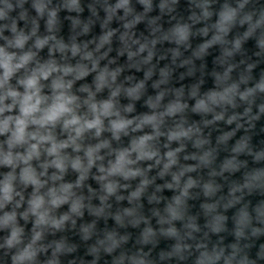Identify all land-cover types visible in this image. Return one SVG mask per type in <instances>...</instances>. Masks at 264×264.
<instances>
[{
    "label": "clouds",
    "instance_id": "obj_1",
    "mask_svg": "<svg viewBox=\"0 0 264 264\" xmlns=\"http://www.w3.org/2000/svg\"><path fill=\"white\" fill-rule=\"evenodd\" d=\"M26 0H0V39L5 41L4 45H0V136L5 139L0 142V167L10 169L9 172L2 174L0 177V230H7L9 235L0 248L16 249L12 255V264H36L38 254L45 249L40 246V242L44 237L46 229L60 230L64 227L73 215H82V210L86 207L85 198L80 196L75 191L82 187L84 181L88 178L90 171L96 167L101 174L95 177L102 187V192L99 198L102 202L107 201L110 197L115 196L118 189L122 187L115 179L122 178L125 181L141 178L140 183L135 191H132L128 197L129 201L139 200L145 193L149 185L154 181L149 179L146 172L137 167L142 161L155 160L157 166L163 165L160 171V177L167 174L172 176V183L166 185L169 189H179V195L173 198V202L169 203L166 208L167 219H161V223L172 225L173 221L184 218V204L189 196V191L197 185V182L191 177L185 181L183 178L187 173L195 171L194 167H181L178 172H172L174 166H177L178 155L184 150L183 141H193V146L202 149L208 143L200 135L199 127H185L181 121L174 128L169 129L166 133L169 144L172 142L181 143V147L167 151L163 156L155 149L153 141L160 136L165 135L161 131L165 118H175L182 114L188 107L187 104L181 102L183 90L176 93V100L169 102L163 107L162 111H156L161 108V103L166 95L165 91H160L157 96L149 97L146 104L154 111L152 114H144L142 116L130 119L127 113H132L134 107L132 104L123 109L117 106V98L123 93L132 100H139L145 89V81L134 84L131 87L124 88L117 84L118 76L121 69L110 70L109 67H100V61L108 56L111 51L101 54L102 50L112 43L115 31L109 28V24L114 18L126 21L123 27L127 30L121 36L120 40L124 44L121 50V55L127 52L129 60L141 56L147 51V56L144 57L142 63L147 65L153 59V49L158 42L152 40L149 43H141L139 40L132 39L130 30L135 25L145 19L147 13L152 11V0H140L144 5L145 13L137 15L130 6L131 0H116L115 4H111L109 0H104L103 9L106 13V19L102 22V28L105 29L104 34L99 37L94 50H89L88 43L83 45L77 43L75 38L69 45L62 40L57 39L54 34L58 23L59 8L50 7V0H33L32 7L35 9L38 17H47L48 35L41 36L39 32V24L36 19L31 21V32H26L18 28V20H28V13L24 10ZM174 3L175 0H172ZM244 4H240L239 8H233L225 5L224 9L219 13V20L212 27L216 34L212 39L199 46L193 55L200 58L206 54L209 47L214 44H225V37L229 33L231 27L237 22L240 16V10L244 8ZM93 16H97L94 6H89ZM161 11H171L169 0H162L159 5ZM202 8V16L200 18L207 19L211 16L208 11V5L205 3L200 5ZM21 9L18 17H13L12 13L16 9ZM63 8L70 12H81L80 0H65ZM120 10L124 11L123 17H118ZM129 17H132L130 20ZM196 20L197 18H193ZM73 28H80L79 35L89 33L93 21L82 23L78 18H73ZM155 24V20L150 22ZM241 25L248 24V30L242 38H237L231 49H224L225 62L227 58L232 57L236 52L241 50L242 42L253 36L257 30L264 29V13L259 15L258 19L253 18L252 14L244 15L239 18ZM5 31L11 32V37L4 36ZM154 32L159 29H153ZM204 36L208 35L209 29L201 30ZM192 35L191 26L188 24H177L170 32L162 37L164 40L174 41L177 45H185ZM131 41V43H129ZM31 42V44H30ZM30 45V46H29ZM137 45L138 48L133 51L132 46ZM45 47L49 49L50 59L41 62L38 59L39 52ZM258 47L264 52V32L258 39ZM59 52L62 56L68 53L71 57H79L80 62L75 65L70 63H59L54 54ZM260 53H258L259 55ZM181 53L178 49L173 51V62ZM190 60H185L183 64H190ZM183 66V65H182ZM254 65H249V72ZM233 66L229 65L223 75L217 74L218 81L223 82L226 86L222 91H210L202 97H198L196 88L191 92V96L196 98L195 106L192 111L198 114H212V120H205V125L213 124L217 121H225L231 125L238 121V115H231L226 118L225 106H236L237 97L239 100L248 104L253 103V98L257 94H264V78L255 84L254 87L240 91L238 83L227 84L230 79V73ZM97 73L95 76V91L88 86H83L79 89L82 93H87V96L82 98L73 92L74 84L86 78L90 73ZM23 73L22 75H20ZM160 79L153 84V87L160 89L161 85L168 83L171 70L164 68L160 70ZM191 74V73H189ZM153 75V69L149 68L146 72L145 80L150 79ZM131 79V78H129ZM15 80V84L12 81ZM248 77L242 76L241 83H247ZM45 82L48 83L50 94H44ZM105 88L110 90V96L106 100H97V94ZM86 109L81 111V109ZM217 108H225V111L217 112ZM251 107L245 110L244 116H250ZM259 112L264 114V104L259 106ZM259 119V116H251V120ZM107 122V123H106ZM146 127L152 129V134L136 136L131 140L130 146L110 152L114 155L113 160L108 161L107 167L102 162L105 157L101 152L106 149H111L109 140L101 139L105 131L111 133L113 140L119 141L122 136H128L131 133H136ZM242 127L237 123V128ZM60 132L64 138L57 135L56 130ZM92 134L99 142L96 144L85 145L83 143L85 137ZM235 135V132H228L218 138V143L225 144ZM167 146V145H166ZM71 149L77 155L71 156L67 150ZM235 154L247 152L253 155L256 161L264 160V151L253 153L249 148V138L244 137L237 142L232 149ZM83 155H79V153ZM213 151H204L202 155L185 156L184 159H193L199 161V166H209L214 160ZM241 164L234 156L232 159L226 160L222 165L221 172L236 171ZM53 169L51 175L49 170ZM71 169L78 173V179L75 184L63 183L65 173ZM217 175L215 171L211 173ZM19 186L23 189L32 188V192L27 198L23 191L19 190ZM128 187V185H123ZM255 187H264V169L255 170L249 173L245 178L243 185H237L232 188V194L242 192L244 189L251 190ZM160 189L157 188V191ZM204 194L210 196L217 190L216 186L209 182L203 185ZM117 199L123 197L117 196ZM151 200H157L153 195ZM238 202V198L229 201L226 207ZM27 208L23 212L18 210L24 204ZM70 205V213L60 217L53 213L62 205ZM11 206V210L9 209ZM89 210L94 215H101L104 208L93 209L89 205ZM206 209H212L214 205H204ZM258 218L264 220V205L256 209ZM159 215V213H156ZM135 209H125L123 215H116L115 219L118 223H122L124 217H133ZM18 217L28 221L29 218H34V228L31 239L28 242L24 240V229L18 223ZM222 216L214 217L210 225L213 232L222 230ZM74 222V221H73ZM134 225L140 223L139 219L132 221ZM250 223L249 213L246 208L241 209L236 232L237 237L242 236L243 229ZM186 228L192 231L199 229L195 223L189 221L185 225ZM92 226H87L82 229L84 239H89ZM260 229H253V235L260 232ZM162 233L169 237L179 236L175 227H169L167 230L162 229ZM155 233L151 228H147L143 232L142 243H149ZM191 236V232L188 233ZM127 237L117 238L115 233H108L105 240L100 241V245L104 251L112 253L117 249ZM200 247H204L200 245ZM234 250H235V246ZM99 249L93 247L91 252L97 253ZM72 251L67 248L63 242L55 244L53 251V259L49 264H59L58 255ZM184 251L181 244H177L172 253L167 255H180ZM235 250L232 256L225 257L224 250L207 251L201 254L198 264H216L222 258L225 264H232L236 259ZM261 257L264 258V251L261 252ZM165 258L164 254L161 256ZM181 258H183L181 256ZM125 259L129 264H147L142 256H121L116 264H124ZM238 264H251L245 256L239 260Z\"/></svg>",
    "mask_w": 264,
    "mask_h": 264
},
{
    "label": "water",
    "instance_id": "obj_2",
    "mask_svg": "<svg viewBox=\"0 0 264 264\" xmlns=\"http://www.w3.org/2000/svg\"><path fill=\"white\" fill-rule=\"evenodd\" d=\"M33 0H26L24 3V10L28 13V20H18V28L31 32L33 19H36L39 24L38 34L41 36L48 35L47 30V17H38L35 9L32 7ZM65 0H50V7L59 8L58 23L54 34L57 39L62 40L66 44H71L73 38L81 45L88 43L89 50H94L96 43L100 36L104 34L105 29L102 28V22L106 19V13L102 7L104 0H80L81 12H70L63 8ZM111 4H115L116 0H109ZM162 0H152V11L147 13L145 19L134 26L130 30L132 39L139 40L141 43H149L152 40H157L153 52V59L150 64H143L144 57L147 56V51L141 56L129 60L127 52L121 55V50L124 44L120 40V36L127 31L123 24L124 20L114 18L109 24V28L115 31L112 43L106 46L101 54L108 51V56L100 61V67H109L110 70L117 68L121 69L118 76L117 84L122 85L124 88L133 86L136 83L145 81V89L143 95L139 100H132L123 93L117 98V106L121 109L132 104L134 110L132 113H127V117L134 119L135 117L144 114H152L153 109L149 108L146 101L149 97H155L160 91H165L166 95L161 103V108L156 111H162L163 107L169 102L176 100V93L183 90L181 102L188 105L182 114L175 118H165L161 131L165 135L160 136L157 140L153 141V145L163 156L167 151L174 150L181 147V143L172 142L169 144L166 133L169 129L174 128L181 121L184 122L185 127H199L200 135L206 139L208 143L202 149L193 146V141H183L184 150L178 155V165L174 166L172 172H178L181 167H194L195 171L187 173L183 178L185 181L191 177L197 182V185L190 189L189 196L186 198L183 212L184 218L181 220L173 221L172 225L161 223V219H167L166 208L169 203L173 202V198L179 195V189L166 187L167 184L172 183V176L170 174L160 177L159 173L162 171L163 165L157 166L155 160L142 161L137 167L143 169L149 179L154 182L148 186L145 193L139 200L130 202L128 197L132 191H135L140 183L141 178L125 181L122 178H115L122 186L118 189L115 196L110 197L107 201L102 202L100 196L104 195L102 192L101 183L95 178L101 175L98 168L94 167L88 178L84 181L82 187L76 189L78 195L85 198L86 207L82 210V215L75 216L65 223L64 227L60 230L46 229L44 237L40 242V246L45 250L38 254L36 264H49L53 259V251L55 244L63 242L67 248L72 251H65L58 255L59 264H116V261L123 255L125 257L142 256L145 258L147 264H198L201 254L205 251L213 253V251L224 250V256H232L235 250L236 259L232 264H238L239 260L247 257L251 264H264V258L261 257V252L264 251V220L258 218L256 209L264 205V187H255L251 190L244 189L242 192L232 194V188L237 185H243L245 178L249 173L258 169H264V160L256 161L253 155L247 152L235 154L232 149L236 146L237 142L244 137L249 138V148L253 153L264 151V114L259 112V106L264 104V94H257L253 98V103L248 104L244 101L236 99V106H225L226 118L231 115H238L240 119L233 124L229 125L225 121H217L213 124L205 125V120H212V114H198L192 111L195 106L196 98L191 96L194 88L198 90V97L204 96L210 91H222L226 86L225 83L217 80L216 75L226 71L229 65L233 66L230 73V79L227 84L238 83L240 91L247 88L254 87L261 78H264V52L258 47V39L264 29L257 30V32L242 42L241 50L236 52L232 57L227 58L225 62L224 49H231L232 43L237 38H242L244 33L248 30V24L241 25L239 18L244 15L252 14L254 20L259 18L261 13H264V0H169L171 11H161L159 5ZM208 5V11L211 16L207 19L200 18L202 16V8L200 5ZM244 4V8L240 10V16L237 22L231 27L229 33L225 37V44H214L208 48L205 55L196 58L193 53L198 50L199 46L211 40L213 35L216 34L215 29L212 27L219 20V13L224 9L225 5L233 8H239L240 4ZM94 6L97 16H93L92 10L89 7ZM130 6L137 15L144 14L145 8L140 0H131ZM21 9L17 8L12 13L13 17H18ZM118 17L124 16V11L120 10L117 14ZM197 18L194 20L193 18ZM73 18H78L82 23H87L89 20L93 21L89 33L79 35L80 28H73ZM132 17H129L130 20ZM155 20V24L150 22ZM3 22H0L2 24ZM177 24H188L191 26L192 35L185 45H177L174 41L164 40L162 37L170 32ZM208 28L207 36L201 32L202 29ZM153 29H159L154 32ZM4 36L11 37V32L5 31ZM5 41L0 39V45H4ZM131 43V41H129ZM31 44V42H30ZM30 46V45H29ZM137 45L132 46L135 51ZM178 49L181 55L176 57L175 63L173 62V51ZM258 53H260L258 55ZM54 58L59 63H70L72 65L80 62L79 57H71L68 53L62 56L59 52L54 54ZM38 59L43 62L50 59L49 49L45 47L39 52ZM185 60H190V64H183ZM183 65V66H182ZM249 65H254L249 72ZM149 68L153 69V75L150 79L145 80L146 72ZM169 68L171 74L168 83L161 85L160 89L153 87V84L160 79V70ZM191 73V74H189ZM21 73L20 75H22ZM97 73H90L86 78L77 81L74 84V94L84 98L87 93H82L79 89L83 86L90 87L95 91V76ZM248 77L247 83H241V77ZM131 78V79H129ZM15 80L12 81L15 84ZM48 83L45 82L44 94H50ZM110 96V90L105 88L102 92L97 94V100H106ZM251 107L250 116H244L245 110ZM225 108H217L216 111H225ZM86 109H81L85 111ZM251 116H259V119L251 120ZM107 123V122H106ZM237 123L242 127L237 128ZM235 132L227 143H218V138L225 133ZM56 133L61 138H64L58 128ZM152 134V129L146 127L143 130L131 133L128 136H122L119 141L113 140L111 133L105 131L101 139L109 140L111 142V149H106L101 152L105 157L103 163L105 167L108 165L109 160L114 159V155L110 152L130 146L131 140L140 135ZM5 137L0 136V142ZM99 141L89 134L85 137L83 143L96 144ZM167 145V146H166ZM204 151H213L214 160L211 165L199 166L198 160L184 159L185 156L191 157L192 155H202ZM71 156L77 155L71 149L67 150ZM83 155V153H79ZM240 162L241 166L236 171H227L223 174L221 172L222 165L226 160L233 157ZM10 169L0 167V177L2 174L9 172ZM55 171L49 170V174ZM215 171L218 173L213 176L211 173ZM78 173L69 169L63 179V183H72L78 179ZM213 183L217 190L214 194L206 196L204 194L203 185L206 183ZM128 185V187H123ZM157 188L160 190L157 191ZM19 190L23 191L25 199L29 198L32 188L23 189L19 186ZM155 195L157 200H151ZM117 196L123 199H117ZM238 202L229 207V201L237 199ZM93 209L104 208L103 214L94 215L88 206ZM204 205H214L212 209H206ZM27 208L25 203L19 212H23ZM246 208L250 223L243 229V235L237 237L238 230L237 219L241 209ZM125 209H135L133 217H124L122 223H118L115 216L123 215ZM11 210V206L9 209ZM159 213L157 215L156 213ZM70 213V205L65 204L54 211V215L60 217L64 214ZM2 214V213H0ZM222 216V230L213 232L210 225L214 217ZM139 219L140 223L134 225L132 221ZM195 223L198 231H192L185 227L189 221ZM74 221V222H73ZM19 225L24 229V240L28 242L31 239L32 231L34 228V218H29L25 221L18 217ZM87 226H92L91 235L89 239H84L82 229ZM169 227H175L179 236L169 237L162 233ZM151 228L155 235L152 240L144 244L142 243L143 232L145 229ZM253 229H260L261 231L253 235ZM191 232V236L188 233ZM108 233H115L117 238L127 237V239L112 253L104 251L100 245V241L105 240ZM9 232L7 230H0V244H3ZM184 247V251L180 255H167L172 253L177 244ZM203 245L204 247H200ZM235 246V250L234 247ZM95 247L98 250L93 254L91 249ZM16 252V249L0 248V264H12L11 257ZM164 254L165 258L161 256ZM181 256L183 258H181ZM124 264H129L125 259ZM216 264H225L224 259L217 261Z\"/></svg>",
    "mask_w": 264,
    "mask_h": 264
}]
</instances>
